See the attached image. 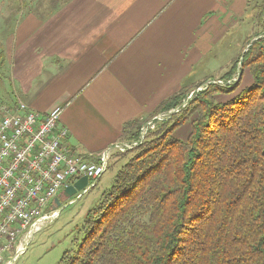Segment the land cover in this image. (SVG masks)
Masks as SVG:
<instances>
[{
	"label": "trees",
	"instance_id": "obj_1",
	"mask_svg": "<svg viewBox=\"0 0 264 264\" xmlns=\"http://www.w3.org/2000/svg\"><path fill=\"white\" fill-rule=\"evenodd\" d=\"M257 7L264 27V0ZM5 63L0 37V70ZM227 70L221 82L183 85L153 117L178 112L113 152V165L125 162L61 264H264V30ZM188 121L186 139L176 138ZM145 124L127 122L122 140L140 141Z\"/></svg>",
	"mask_w": 264,
	"mask_h": 264
},
{
	"label": "crops",
	"instance_id": "obj_2",
	"mask_svg": "<svg viewBox=\"0 0 264 264\" xmlns=\"http://www.w3.org/2000/svg\"><path fill=\"white\" fill-rule=\"evenodd\" d=\"M249 1L66 0L49 16L29 10L19 22L15 6L2 13L9 83L0 101L22 100L43 114L61 106L65 144L96 156L123 141L127 122L146 119L181 89L185 51L194 49L195 63L210 48L215 12Z\"/></svg>",
	"mask_w": 264,
	"mask_h": 264
},
{
	"label": "built area",
	"instance_id": "obj_3",
	"mask_svg": "<svg viewBox=\"0 0 264 264\" xmlns=\"http://www.w3.org/2000/svg\"><path fill=\"white\" fill-rule=\"evenodd\" d=\"M61 113V106L43 114L22 100L0 101V264H13L33 232L59 214L44 211L66 186L88 176V185L69 200L75 203L96 185L114 151L141 144L155 119L169 118L160 113L142 127L140 141L119 142L89 157L65 144L69 130L60 124ZM59 179H66V186H59Z\"/></svg>",
	"mask_w": 264,
	"mask_h": 264
},
{
	"label": "rangeland",
	"instance_id": "obj_4",
	"mask_svg": "<svg viewBox=\"0 0 264 264\" xmlns=\"http://www.w3.org/2000/svg\"><path fill=\"white\" fill-rule=\"evenodd\" d=\"M65 2L66 0H21V3H18V0H0V26L3 25L5 20L2 13L9 15L13 12L11 10H13L15 6L20 8V12L16 14L17 21L19 22L18 17L26 16L25 12L27 13L29 10H32L33 13H36L37 10L38 16H49L48 14L52 11L57 10L62 5L64 6V4H66ZM243 4L241 9L238 10L231 7L228 11L218 10L215 12L216 16L220 17L219 20L216 19L219 21L218 25L220 26L216 28V34L213 33L216 35V38L209 37L208 44L210 48L205 53H201L200 56L195 59V63L193 62L194 64L190 63V57L193 56L194 49L185 51L183 65L188 61L189 67L182 76V85L205 81V79H208L205 81V85L213 81L221 82L219 78L228 71L227 69L229 66L238 58L248 37L253 36L256 31L264 30V27L258 23L256 16L258 13V1L251 0ZM221 13H223V15ZM208 17L209 14L204 18ZM209 21L212 23L213 19H209ZM15 24L16 21L11 23L10 26L13 27ZM258 38L259 36L251 39L250 44H248L244 50L246 51L251 43ZM237 67L240 73L241 63H239ZM3 68L5 70L6 65L1 68L2 71ZM238 72L236 74H238ZM7 76L8 75L4 73L0 74V98H3L1 93L9 83ZM211 76L213 79H209ZM201 88H204V86ZM187 100L185 103H187ZM178 111V107L172 108L168 111H164V114L170 117L172 113ZM154 117L152 113L143 121H146L148 126V122ZM153 126L154 125H152V127ZM189 132L190 122L188 121L177 128L173 135L183 140L186 139ZM115 160L116 159L112 158L110 165H113ZM124 162L125 161L122 160L112 167H108L98 180L96 187L84 193L75 203H70L69 200L70 198H75L76 194L69 198L62 197L60 206L53 207L52 204L49 205L44 212L52 213L53 210L58 209L59 214L55 217L50 215L49 218L45 219L40 227L33 232L26 244L25 251L19 254L13 264H61L62 255L71 246L72 239L77 231L76 229L84 221L87 210L96 202L100 192L111 186L118 168ZM8 259L9 258H6V260Z\"/></svg>",
	"mask_w": 264,
	"mask_h": 264
},
{
	"label": "water",
	"instance_id": "obj_5",
	"mask_svg": "<svg viewBox=\"0 0 264 264\" xmlns=\"http://www.w3.org/2000/svg\"><path fill=\"white\" fill-rule=\"evenodd\" d=\"M202 88L199 87L195 91H199ZM194 91V92H195ZM193 93H191L192 95ZM89 178L87 175H83L80 177L77 181H75L73 184H70L64 188V190L54 199V203L59 206L61 205V199L62 197L64 198H69L73 195H75L79 190H83L88 185Z\"/></svg>",
	"mask_w": 264,
	"mask_h": 264
},
{
	"label": "bare ground",
	"instance_id": "obj_6",
	"mask_svg": "<svg viewBox=\"0 0 264 264\" xmlns=\"http://www.w3.org/2000/svg\"><path fill=\"white\" fill-rule=\"evenodd\" d=\"M59 186H66V179H59Z\"/></svg>",
	"mask_w": 264,
	"mask_h": 264
}]
</instances>
